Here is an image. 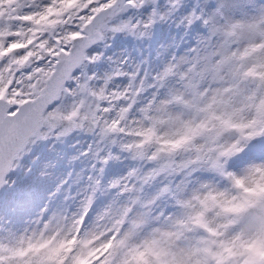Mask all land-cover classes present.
I'll list each match as a JSON object with an SVG mask.
<instances>
[{"label":"snow or ice","instance_id":"obj_1","mask_svg":"<svg viewBox=\"0 0 264 264\" xmlns=\"http://www.w3.org/2000/svg\"><path fill=\"white\" fill-rule=\"evenodd\" d=\"M0 264H264V0H0Z\"/></svg>","mask_w":264,"mask_h":264}]
</instances>
